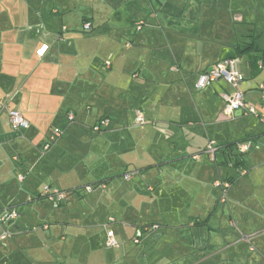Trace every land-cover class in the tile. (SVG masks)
<instances>
[{"label":"crops","instance_id":"1","mask_svg":"<svg viewBox=\"0 0 264 264\" xmlns=\"http://www.w3.org/2000/svg\"><path fill=\"white\" fill-rule=\"evenodd\" d=\"M230 57L258 107L264 0H0V98L29 123L0 111V211L17 213L0 264H264V120L226 111L223 80L195 87Z\"/></svg>","mask_w":264,"mask_h":264},{"label":"built area","instance_id":"2","mask_svg":"<svg viewBox=\"0 0 264 264\" xmlns=\"http://www.w3.org/2000/svg\"><path fill=\"white\" fill-rule=\"evenodd\" d=\"M143 22H138L136 28L140 29ZM91 23L84 22L82 25L83 31L91 30ZM47 45H41V47L36 51V54L41 56L43 55L44 51L46 50ZM218 80H223L226 82L230 87V92H224L221 94V98L225 104L226 111H241L245 114L254 115L260 120H264V92L261 94L260 104L258 107L254 104L246 103L244 99V94L241 89V85L243 83V75L241 74L239 67H238V59L236 57L225 58L222 60L217 61L214 63L210 68L201 71L198 74L195 87L198 89H202L208 84L214 83ZM0 111H5L8 115V121L12 128L14 129H26L29 126L28 121L24 118L22 113L17 110L10 108L7 105L6 101H3L0 98ZM67 119L69 121H73L74 115L68 114ZM135 125L142 126L145 124V119L141 113H137L134 119ZM108 126V119H101L97 125L93 127L95 131H98L100 127H107ZM62 134V130L59 128H54L52 135L49 141L44 145V150H47L52 142H54L60 135ZM250 148V142H242L238 144V149L241 153L248 151ZM216 147L212 141H209L205 147V153L208 157L213 160L215 154ZM131 173H125V179H129ZM215 185H222L223 186V197L225 194V190L229 186L227 183L221 184L216 182ZM87 191L91 189V186L85 187ZM66 192L57 188H52L48 185H45L41 191L40 196L48 199L51 201L55 206L59 204V202L65 198ZM17 218L16 211L12 210H4L0 211V224H7L13 222ZM114 221L112 216L107 218L104 227L107 228L106 230V247H117L118 241L116 240L113 230L108 229V225ZM10 232L8 230H3L0 235V240L5 239L6 237L10 236ZM248 240V238L246 237Z\"/></svg>","mask_w":264,"mask_h":264},{"label":"rangeland","instance_id":"3","mask_svg":"<svg viewBox=\"0 0 264 264\" xmlns=\"http://www.w3.org/2000/svg\"><path fill=\"white\" fill-rule=\"evenodd\" d=\"M234 230H235V231L237 230V231L239 232V231H240V230H239V225H236V226L234 227ZM235 233L237 234V232H235ZM237 236H238V235H237ZM239 236H242V235H240V232H239ZM247 237H248V236H247ZM252 237H253V236H252ZM252 237H251V238L249 237L248 240L244 237L243 240L245 241L246 246H247V245H248V247H253V246H251V245H254V246H255V244H254L253 242H252V243L250 242L251 239H252Z\"/></svg>","mask_w":264,"mask_h":264}]
</instances>
